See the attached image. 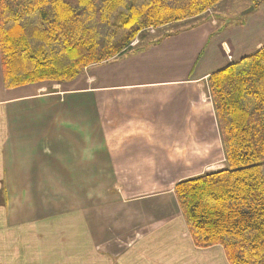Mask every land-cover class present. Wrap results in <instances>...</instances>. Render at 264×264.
Listing matches in <instances>:
<instances>
[{"label":"crops","instance_id":"1","mask_svg":"<svg viewBox=\"0 0 264 264\" xmlns=\"http://www.w3.org/2000/svg\"><path fill=\"white\" fill-rule=\"evenodd\" d=\"M250 38L202 20L17 89L0 54V264H229L196 248L174 190L222 161L208 81Z\"/></svg>","mask_w":264,"mask_h":264},{"label":"trees","instance_id":"2","mask_svg":"<svg viewBox=\"0 0 264 264\" xmlns=\"http://www.w3.org/2000/svg\"><path fill=\"white\" fill-rule=\"evenodd\" d=\"M223 1L0 0L5 87L71 83L132 50L143 32L195 19ZM208 82L226 167L174 192L196 248L219 246L229 264H264V47Z\"/></svg>","mask_w":264,"mask_h":264},{"label":"rangeland","instance_id":"3","mask_svg":"<svg viewBox=\"0 0 264 264\" xmlns=\"http://www.w3.org/2000/svg\"><path fill=\"white\" fill-rule=\"evenodd\" d=\"M256 1L258 0H224L220 5H218L214 9L209 10L205 14L200 15L195 19L185 21L177 25H169V27L166 26L167 28L162 27L159 29H150L143 32L141 34V37L137 38L132 47L137 49L149 47L155 42H157L166 32H173L189 26H194V24H197L202 20L207 19L215 23L218 29H229V32L232 33L245 32L247 37H251L250 39L255 45L256 43L260 42V39L264 41V35H262V30L264 31V1L261 2L260 5L255 7ZM251 8H254V10L248 13L247 15L242 16L243 13L250 10ZM240 30L241 32H239ZM238 37L236 36L237 43H239ZM208 96L209 99L212 101L210 89ZM225 167L226 160L225 155H223L222 161L216 166H214L211 170L206 171V173L219 171L224 169Z\"/></svg>","mask_w":264,"mask_h":264},{"label":"built area","instance_id":"4","mask_svg":"<svg viewBox=\"0 0 264 264\" xmlns=\"http://www.w3.org/2000/svg\"><path fill=\"white\" fill-rule=\"evenodd\" d=\"M226 55H227L229 61L232 62V61H233V57H232V54H231L230 50H227V51H226Z\"/></svg>","mask_w":264,"mask_h":264},{"label":"water","instance_id":"5","mask_svg":"<svg viewBox=\"0 0 264 264\" xmlns=\"http://www.w3.org/2000/svg\"><path fill=\"white\" fill-rule=\"evenodd\" d=\"M254 10V8H251L250 10H248V11H246L245 13H243V15L242 16H245V15H247L248 13H250L251 11H253Z\"/></svg>","mask_w":264,"mask_h":264}]
</instances>
